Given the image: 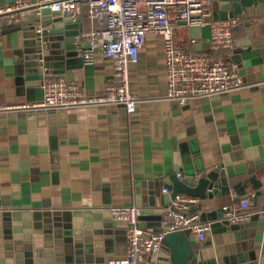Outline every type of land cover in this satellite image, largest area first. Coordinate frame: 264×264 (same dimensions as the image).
Returning a JSON list of instances; mask_svg holds the SVG:
<instances>
[{
  "label": "crops",
  "instance_id": "crops-1",
  "mask_svg": "<svg viewBox=\"0 0 264 264\" xmlns=\"http://www.w3.org/2000/svg\"><path fill=\"white\" fill-rule=\"evenodd\" d=\"M11 2L0 0V5ZM38 2L31 0L26 17L15 24L0 17L1 106L31 104L42 96L39 87L25 82L20 90L15 77L23 21L29 15L33 24L40 21L31 10ZM241 15L244 20L233 32L239 47L223 53L242 76L236 90L193 96L183 107L166 99L163 43L147 34L137 63L129 67L133 114L113 103L70 107L49 111L56 114L49 124L35 109L0 111V257L22 246L38 249L40 262L65 264L63 248L49 242L46 215L68 211L72 231L100 243L110 254L108 264L127 251L126 225L110 216L108 207L155 209L156 200H165L164 179L174 170L182 180L218 166L223 180L217 178L206 200L196 198L194 205L201 207L194 213L200 218L202 212H221L253 194L251 218L227 227H211L212 221L200 218L208 224L204 239L189 234L199 252L197 264H264V3ZM78 19L81 32L95 25L86 8ZM112 73L110 61L97 54L71 77L80 78L74 81L91 95L103 92ZM35 211L42 216L35 218ZM58 217L63 224L62 214ZM142 264H171L168 248L162 245Z\"/></svg>",
  "mask_w": 264,
  "mask_h": 264
},
{
  "label": "built area",
  "instance_id": "built-area-1",
  "mask_svg": "<svg viewBox=\"0 0 264 264\" xmlns=\"http://www.w3.org/2000/svg\"><path fill=\"white\" fill-rule=\"evenodd\" d=\"M214 0H39L57 15L79 18L83 8L95 25L80 34L81 57L92 64L98 54L110 61L112 76L99 94H88L78 82L52 77L43 69L40 77L42 96L31 104L0 105V111L31 108L37 111L65 110L101 104H121L127 114L136 111V95L130 91L129 67L138 61L144 37L152 34L163 43L165 97L180 107L190 97L217 94L238 89L243 79L236 63L223 53H232L239 43L234 30L243 22L241 12L220 20L215 17ZM31 6V0H12L0 5V17L15 24ZM256 25V22H253ZM191 26L208 27L204 50L203 39L189 34ZM37 33L43 30L38 22ZM201 46L200 50L197 46ZM163 192L168 194L167 189ZM253 194L222 207L229 223H244L251 218ZM197 199L177 194L168 204L160 231L139 227L141 209L136 206H110L108 212L126 225L127 251L124 256L108 259V264H142L144 258L160 251L167 233L189 231L204 239L208 224L198 214L189 212Z\"/></svg>",
  "mask_w": 264,
  "mask_h": 264
},
{
  "label": "water",
  "instance_id": "water-1",
  "mask_svg": "<svg viewBox=\"0 0 264 264\" xmlns=\"http://www.w3.org/2000/svg\"><path fill=\"white\" fill-rule=\"evenodd\" d=\"M257 3H264V0H214L213 8L215 17L223 20L231 17L233 14L239 13L242 10L251 7ZM34 6L31 10L39 14L43 30L37 33L34 29L36 23L33 24V16L29 15L23 22L27 23L23 27V35L25 40L22 48L18 49L17 60L15 66V77L18 85L24 84L37 86L40 85V77L43 69L50 71L52 77L65 78L69 81L80 79L71 77L75 72H80L83 67L80 48L81 28L79 19H73L71 15L53 14L47 7ZM30 26H32L30 28ZM209 37V28H200V38L207 39ZM201 46H197L200 50ZM237 55V54H236ZM238 57V56H236ZM77 70V71H76ZM22 85L20 86V90ZM41 90V89H40ZM63 110H60V112ZM47 122L52 124L51 119H54L56 114L53 112L41 111ZM42 116V117H43ZM179 171L174 170L166 179H164V187L169 191L164 196L165 200L158 202L156 200L154 208H144L140 211L142 220L139 223L140 228H150L154 232L160 231L163 225L162 220L168 209V204L177 194H184L206 200L209 193H214L217 188V178L221 181L224 177V172L220 167H214L211 170L202 173L198 178L194 175L179 179ZM195 184L193 185V183ZM160 204L163 208L158 209ZM201 207L200 204L192 205L189 212H195ZM264 210V207H263ZM62 214L63 224L59 223V215ZM41 213L35 211L34 217L40 218ZM47 224L50 227L46 230L50 235L49 242L52 247L61 246L63 248V258L65 264H106L105 258L110 257L107 250H101V244L80 239L73 231L68 221V211H57L46 215ZM200 218L212 221L211 227L225 226L230 223L223 218V213L213 212L211 214L202 212ZM147 221H149L147 223ZM68 223V225H66ZM189 231H174L167 233L162 245L169 250L171 264H197L198 251L193 250L189 237ZM21 245V244H20ZM10 250V248L8 249ZM38 249L29 251L28 248L17 246L14 254L0 257V264H51L49 261H38ZM99 252V253H97ZM101 252V253H100ZM106 254V255H105ZM212 263V262H211ZM213 264L214 260H213Z\"/></svg>",
  "mask_w": 264,
  "mask_h": 264
},
{
  "label": "rangeland",
  "instance_id": "rangeland-1",
  "mask_svg": "<svg viewBox=\"0 0 264 264\" xmlns=\"http://www.w3.org/2000/svg\"><path fill=\"white\" fill-rule=\"evenodd\" d=\"M213 5H214V2H213ZM189 34L191 37L193 38H200V27L198 26H191L189 28Z\"/></svg>",
  "mask_w": 264,
  "mask_h": 264
}]
</instances>
